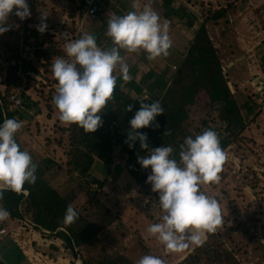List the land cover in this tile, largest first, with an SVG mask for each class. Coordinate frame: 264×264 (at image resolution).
<instances>
[{"label": "rangeland", "instance_id": "obj_1", "mask_svg": "<svg viewBox=\"0 0 264 264\" xmlns=\"http://www.w3.org/2000/svg\"><path fill=\"white\" fill-rule=\"evenodd\" d=\"M60 1L54 4L62 6V1L66 0ZM26 2L31 12L28 21L24 22L25 19L20 20L15 16L14 8L4 20L11 31L7 28L0 33L1 89L5 86L7 65L14 63L13 54L28 59L37 69V72H28L30 78L16 71L21 82L14 93L21 101V93L30 96L31 100L37 102L40 113L36 112L34 106L11 104V109H20L16 118L23 122L15 139L22 150H27L32 159L42 166L52 160L56 165H51L45 171L44 178L60 194L71 198L77 211L87 217L93 226L101 225L94 238L74 249L59 251L55 246L37 249L49 252L50 257L53 255L52 264H84L83 259L95 261L99 254L122 255L131 264H136L143 255L153 254L161 257L165 264H177L190 250L167 252L159 240L147 232L148 226L158 222L162 214L157 193L151 190L150 183H145V180L139 183L133 178L130 173L133 166L125 164L120 152L114 151L113 160L108 165L96 161L90 173L91 176L106 179L102 187L91 184L89 188L94 191L98 201L109 208L112 214H116L110 224H104L100 216L94 215L97 208L93 202L87 201L83 178L77 177L74 172H66L68 139L67 132L63 131L66 123L59 121L58 110L52 100L58 83L51 71L44 70L41 58L33 55L31 44L34 38L29 37L26 41L23 35V26L26 24L28 31L36 28L41 23L42 15L46 16L43 17V23L51 24L50 28L55 26L52 34L58 39L61 38L64 24L60 22L61 17L58 19L54 14L59 10L58 7L52 6L51 11L49 5L42 3L44 0ZM204 2L208 5L205 6ZM195 5L199 10H210L211 13L226 8L224 17L207 24L217 45L220 61L224 59L233 64L235 59L239 61L234 67L232 94L243 108L241 112H244L246 121L241 134L243 139L223 149L226 159L218 173L219 180L201 185V190L214 195L220 204L222 223L213 233L218 234L223 244L233 251L240 264H264V103L255 99L251 87L242 82L249 64L257 60L261 67L264 66V0H198ZM68 6L74 12L75 3L72 5L69 2ZM214 27L217 28V34ZM44 33L39 32V37ZM254 45L256 48H253ZM258 105L261 106L260 110H257ZM190 112L191 118L187 120V125L191 130L198 127L203 118H210L216 113L212 109L208 112ZM216 123L211 122L210 125L215 127ZM149 173L150 169L147 175ZM57 255L59 259H56Z\"/></svg>", "mask_w": 264, "mask_h": 264}, {"label": "clouds", "instance_id": "obj_2", "mask_svg": "<svg viewBox=\"0 0 264 264\" xmlns=\"http://www.w3.org/2000/svg\"><path fill=\"white\" fill-rule=\"evenodd\" d=\"M15 8L20 20L31 15L26 0H0V33L7 30L5 18ZM36 26L38 32L47 25ZM65 37V34H62ZM105 35L111 38L113 46L103 49L96 43L94 34L84 32L78 39H64L66 58L56 57L51 64L52 76L57 80L56 94L52 97L58 110L59 121L76 123L86 132H94L102 126L100 115L105 104L112 98L116 86L117 66L120 78L129 79L128 64L120 50L135 52L142 49L147 59L153 60L168 55L172 45L167 22H161L159 14L150 6L140 11H129L123 15L107 18ZM149 94L137 97L140 106L129 119L130 130L126 143L139 140L141 149H148V155L138 156L142 168H149L145 183L157 193L163 212L158 222L148 226L147 232L156 237L167 252H180L189 246H200L207 233H213L222 223L220 204L214 195L201 190V185L219 180L226 159L220 146L219 136L214 129H205L195 136H186L179 145V162L172 158L171 145L149 148L147 134L137 131L149 126L158 127L155 117L164 112L161 99L145 101ZM132 105L126 106L131 111ZM23 122L6 118L0 122V198L6 191L21 192L25 183L36 181V167L30 153L22 150L15 136ZM9 213L0 206V221ZM78 218V212L69 204L63 214V223L71 224ZM136 264H165L153 254L140 257Z\"/></svg>", "mask_w": 264, "mask_h": 264}, {"label": "trees", "instance_id": "obj_3", "mask_svg": "<svg viewBox=\"0 0 264 264\" xmlns=\"http://www.w3.org/2000/svg\"><path fill=\"white\" fill-rule=\"evenodd\" d=\"M225 14L226 8H219L212 13L210 10L201 11L202 20L189 42L182 60L176 66L166 90L160 97L164 112L155 117V122L159 126H149L137 130L147 134L146 143L149 148L171 145L173 148L172 158L177 162L180 159L179 145L184 138L189 135L195 136L205 129L211 128L217 132L222 150L243 139L241 134L246 127L244 112H241L243 108L227 85L229 75L228 73L223 74L219 52L210 40L205 27L208 22H216ZM27 21L28 18H25L24 22ZM46 25V28H50L51 24L46 23ZM8 30L11 31V28L9 27ZM23 30L26 41L29 37L34 38L31 44L33 55L41 58L44 70L51 71L50 67L54 58H65L66 54L57 44L53 34L46 31L42 37H39L37 29L30 28L28 31L26 24L23 26ZM13 58L14 63L8 64L6 68L5 86L3 89L0 88V122L6 118H16V114L20 111L19 108H10L11 104L13 105L10 95L14 93L17 85L21 82V77L16 74V71L19 70L27 78H30L29 71L37 72L35 66L28 59L18 54H13ZM235 60L237 64L239 61ZM262 70L264 71V66H262ZM21 96H23L22 101L20 100L22 106H34L36 112L40 113L36 101L31 100L30 96L24 93H21ZM136 98L125 91L120 80L117 79L112 98L100 113L103 120L102 126L94 132L84 131L76 123L66 124L63 127V131L67 132L68 139L66 172L69 174L74 172L77 177L83 178L88 195L87 201L95 204L97 210L94 215L100 216L104 224H110L116 218V214H112L109 208L98 201L94 191L89 188L91 184L102 187L106 181L105 178L99 179L91 176L93 164L96 161L104 165L110 164L113 160L112 155L117 150L125 160V164L133 166L130 173L139 183L146 180L147 172L150 169V167L142 168L137 162L138 156L148 155V149H141L138 139L132 142L131 148L125 142L130 130L128 121L140 106ZM128 104L132 105L131 111H126ZM259 105L257 110H260L261 106ZM211 109L216 113L210 118H203L200 125L193 130L188 128L187 120L191 118L190 110H206L208 112ZM211 122H217L216 126L212 127ZM33 162L37 165L35 183H25L23 190L19 193L4 192L0 198V206L8 210L11 219L26 217L41 227L51 231L56 230V235L64 241V245L71 249L94 238L101 229V225L93 226L87 217L78 211V218L73 223L67 225L63 223L66 206L71 204L75 210L77 209L72 204L71 198L60 194L44 178L45 171L51 165L56 164L52 160L49 163L46 162L44 166L34 160ZM184 250L190 251L177 264H240L233 251L223 244L216 233L208 234L200 246H189ZM83 263L131 264L125 256L107 254H99L95 261L83 259Z\"/></svg>", "mask_w": 264, "mask_h": 264}, {"label": "crops", "instance_id": "obj_4", "mask_svg": "<svg viewBox=\"0 0 264 264\" xmlns=\"http://www.w3.org/2000/svg\"><path fill=\"white\" fill-rule=\"evenodd\" d=\"M44 1L47 3V6L49 5V9L52 6L58 7L59 10L61 9V4H54L56 1L61 2L60 0ZM70 1L73 5L74 3L72 2H74V0ZM101 3V9L94 18L86 15L82 16V14L79 16L77 21H82L79 30H77L75 13L72 12L69 16L71 20L69 23L70 25L68 27L64 25V30L61 31L62 34L66 33L65 37L61 35L59 40L53 36L57 44L64 50L65 38L68 40H75L78 39L82 33L88 32L95 35L98 46L103 49L110 48L113 46L111 38L105 35L108 16L113 14L123 15L129 11H140L143 10L146 5L150 6L159 14L161 22H167L168 33L172 41V45L168 50V55L148 60L147 53L142 49H138L135 52H127L121 49L120 54L128 64L129 79L124 81L120 78L118 66L115 74L117 79L120 80L123 89L131 96L141 97L144 94H149V98L153 100L160 98L166 90L176 66L182 60L188 44L201 22L198 11H195V4L198 3V0H102ZM59 10L54 13L58 19L60 17L62 18V11L60 10V12ZM235 66L236 63L234 67ZM234 67L228 71L231 82L234 80ZM247 77L248 72L244 81H242L244 84ZM10 220L11 217L8 215L5 220L0 222L8 223ZM0 264L31 263L19 246L10 237L6 236L0 239Z\"/></svg>", "mask_w": 264, "mask_h": 264}, {"label": "built area", "instance_id": "obj_5", "mask_svg": "<svg viewBox=\"0 0 264 264\" xmlns=\"http://www.w3.org/2000/svg\"><path fill=\"white\" fill-rule=\"evenodd\" d=\"M69 2L71 1H62L61 6L62 18L60 19V22L61 24L66 25L67 27L70 25L69 23L71 22V20L69 16L72 13L68 6ZM101 2L102 0H74L75 12L73 13H75L74 16L76 19L77 30L80 29V25L82 23L81 20L77 21L79 16L82 14V16L86 15L88 17L94 18L97 12L101 9ZM204 5L207 6L208 3L204 2ZM201 10L202 9H195V11H198V15L200 18ZM201 20L202 19H200V21ZM205 27L207 29V33L209 35L210 40L213 42L214 47H217L213 36L210 34L209 25L206 24ZM46 31L50 34L54 33L55 26H52L51 28H46L43 32ZM214 31H216L217 34V28H215ZM256 45H254L253 48H256ZM234 65L235 63L233 64L232 61L227 62L226 60L221 59V69L223 74H227L229 69L233 68ZM246 70L248 72V77L246 79L245 84L243 85H249V87H251V91L254 98L257 99L259 102L264 103V71L262 70L259 61L257 62L256 60V62H254L253 64H249ZM227 85L230 91L232 92L233 86L231 80L227 81ZM10 100L15 105L20 104V99L16 96L15 93H12L10 95ZM6 236L10 237L19 246V248L22 250L23 254L26 255L27 259L30 261L31 264H52V260L54 261L53 255L50 257L49 252H45L42 249H37L39 247L45 246L47 248H54L55 246L59 249V251H63L65 249L71 250V248H65L63 246L64 241L56 235V230L51 231L49 229L41 227L26 217L11 219L8 223L0 222V239ZM59 258L60 257H58L57 255L56 259Z\"/></svg>", "mask_w": 264, "mask_h": 264}, {"label": "water", "instance_id": "obj_6", "mask_svg": "<svg viewBox=\"0 0 264 264\" xmlns=\"http://www.w3.org/2000/svg\"><path fill=\"white\" fill-rule=\"evenodd\" d=\"M152 100H153L152 98H148L145 102H146V103H151Z\"/></svg>", "mask_w": 264, "mask_h": 264}]
</instances>
